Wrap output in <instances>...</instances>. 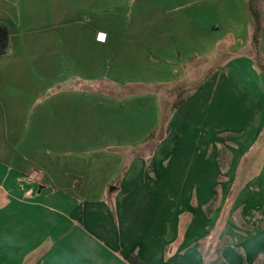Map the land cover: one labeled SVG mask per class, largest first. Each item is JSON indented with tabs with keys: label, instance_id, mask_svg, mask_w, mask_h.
<instances>
[{
	"label": "crops",
	"instance_id": "0c3cea01",
	"mask_svg": "<svg viewBox=\"0 0 264 264\" xmlns=\"http://www.w3.org/2000/svg\"><path fill=\"white\" fill-rule=\"evenodd\" d=\"M0 25L10 34L0 56V264H130L132 256L209 264L197 249L218 233L215 224L240 235L236 264H264V240L246 250L264 236V75L253 61L249 0H0ZM226 40L227 53L241 56L204 81L161 137L160 96L129 92L184 79L194 57L213 62ZM224 88L235 138L221 150L232 156L225 172L216 136L196 131L186 141L174 131L178 117L213 106ZM219 176L230 188L228 209L203 215L191 204H215ZM172 184L183 204L177 217L188 221L165 256L156 242L165 228L138 219L148 204L150 219L172 224ZM237 209L243 233L226 222ZM192 218L206 219L194 228Z\"/></svg>",
	"mask_w": 264,
	"mask_h": 264
},
{
	"label": "rangeland",
	"instance_id": "374dc122",
	"mask_svg": "<svg viewBox=\"0 0 264 264\" xmlns=\"http://www.w3.org/2000/svg\"><path fill=\"white\" fill-rule=\"evenodd\" d=\"M256 6H258V5H256ZM259 7L262 9V10H260V14H261V24H262V36H263V34H264V3H261L259 5ZM230 43H231V40H226V41L220 43L219 49L217 48L216 56L213 59V62L209 57L204 59V60H195L198 58L194 57L190 61V63L186 66V69H185L186 75L184 76V79L188 80V83H186V85L188 84V86H187V90L184 92V97H183V98H186L185 102H189L188 99H190V97H192V95H194L195 91L198 88H200V86L204 83L203 79L205 77H206V79L210 78L213 75L212 73L218 67H221L223 63H227L228 61H230L234 57L237 59L241 56V54L234 56V55H229V53H227L226 49ZM261 50H262V45L259 47V52H260L259 56H257L256 50H255V57H254L253 61L261 69V71L264 75L262 67L259 65V64L264 65V54L261 52ZM194 62H196L197 65ZM259 90L264 95V90L261 88ZM232 93L236 94L238 96V100L242 101V99L239 97V94L237 93V91H234ZM175 98H177L176 94L169 92L166 95V97L164 98V101H166V99H167V102H165L164 106H166L169 109L171 107L170 106L171 102H173L175 100ZM226 103H227V91H226V88H224V89H221L219 93H217L215 101L213 102V106H210V103L207 102L203 106V108L199 107V109H197L196 112H193V114L189 110L188 112L191 113L190 119H184L183 117H178L179 121L176 123V128L174 129V131H177L178 127H180L179 131L182 133V135L186 136V139H185L186 141L194 140V133L196 131H198V133L203 132V133H209L210 135L216 136L215 142H216V144L218 143L217 146L220 149L219 166H220V170L221 171L223 170V172H225L226 171L225 169L231 165L232 161L230 158H232V156H230V154L227 152V150H224V152L221 150L225 149L226 146L232 145L235 142L234 141V139H235L234 135H233V133H231L232 127L225 120L227 110H228L226 107ZM244 104L248 105V102H244ZM190 106L192 107L191 104H190ZM167 108H166V110H168ZM192 110H193V108H192ZM197 113H199V114H197ZM199 115H200V117L197 118V116H199ZM254 119H255V117H254ZM163 130H164V126H163V128L162 127L160 128V136L161 137H162ZM254 135H258V133H255ZM187 136H188V138H187ZM196 139H201V137L197 136ZM256 139H257V136L254 139H251L250 140L251 144ZM244 141H246V140H244ZM259 141H260V139L258 138L256 140L255 144H253L252 146H254V147L258 146ZM152 142H157V141L152 140ZM262 160H264V156L262 157ZM215 178H216V174L213 173V180H215ZM218 181H219V184H217L214 187V189L215 188L218 189V191H217L218 194L216 193V195L218 196V201L215 204L214 203L199 204L196 201H194L191 204L195 209L201 210V212H203V215H205V213H207V210L210 209L209 206H212L211 208H214L216 205L217 206L219 205V207L217 209L219 212H222V211L226 212V209H228V203L229 202L227 201V197H228L227 191L229 192V189H230V188H228L229 185H227L228 181L226 180V178H224V176H219ZM176 183H177V180H176ZM178 187H179L178 184L177 185L172 184L169 187L170 193L172 192L171 193L172 197L170 196V198H172L171 202H170V210H171V213L175 214V216H176L174 219L175 222L172 221V219L170 218V220L172 221V224H170V222H168L167 220L164 221V224H158L159 218H157V216L150 219V212L153 211V213H156V211L153 210V208H152L153 206H149L148 204H144V206L142 204V208H141V212L144 213L145 218H139L138 219V226L139 227H145V226H142V224L145 222L147 225L150 224V226H153V227L160 226L161 228H165V231H166L165 234L159 235V238L156 241V242H163V248H164L165 256L167 255L168 252H170V253L174 252L176 250L178 244L180 245L182 243L184 236L182 235V231H181V223H182V227L183 226L185 227V224L188 221V219L184 218V216L177 217V212H180L182 210V206H183L182 203H181L182 205H180V204L177 205L176 203H178V202H176V200L178 201V199H175L173 197V196H176L174 193H176V190L178 189ZM185 187H184V190H185ZM150 190L154 191V192L159 191L158 189L153 188V187L150 188ZM216 195H215V197H216ZM176 197L178 198V196H176ZM155 206H157V204H155ZM150 208H151V211L149 212ZM143 209H146V210L143 211ZM238 209H240V208H238ZM238 211H237L238 213H235L237 215V218H235L236 215H234L233 217H231L232 215H229V214L227 215V217L225 215L226 222H230L232 225V228L238 229L241 231V233H243V228L245 227V223H244V219L242 217V211L241 210H238ZM206 216L208 217V215H206ZM177 219H178V224L176 221ZM202 219L205 220L206 218H197V220H194V218H192V221H193L192 227L198 228L200 226V220H202ZM203 224L205 225V222ZM206 226H207V224L205 225V227ZM214 228H216L218 230L217 232L219 233V230H220L219 225L215 224ZM178 229H179V231H178ZM211 233H213V231ZM208 235L209 234L206 233L203 236L204 241L206 240ZM170 241H172V242H170ZM165 260H166V258H165ZM232 263L236 264L235 259L233 260Z\"/></svg>",
	"mask_w": 264,
	"mask_h": 264
},
{
	"label": "trees",
	"instance_id": "16d2710c",
	"mask_svg": "<svg viewBox=\"0 0 264 264\" xmlns=\"http://www.w3.org/2000/svg\"><path fill=\"white\" fill-rule=\"evenodd\" d=\"M250 2V14L252 18L253 23V34H252V42L255 47L257 56L260 55L259 47L261 43L262 38V24H261V14L260 11L257 9L256 6V0H249ZM10 48V34L8 31V28L5 25H0V56H3L7 54L8 50ZM262 67V70L264 72V65L259 64ZM206 80V77L203 79V81ZM202 81V82H203ZM186 83H188V80L182 79L176 83L173 84H161V85H142L140 86V89L137 88V86L133 87V89L129 93H136L141 91H152L154 93H157L160 96L161 99V105H162V128L165 127L169 121V118L174 114L176 110H178L181 105L185 102L186 98L184 97V92L187 90ZM175 93L176 97L175 102H171V107L168 109L165 105L164 98L168 93ZM172 97V96H171ZM168 104V103H167ZM166 108L168 110H166ZM155 137V134H152L149 139H153ZM130 264H145L140 259L136 257L130 258Z\"/></svg>",
	"mask_w": 264,
	"mask_h": 264
},
{
	"label": "clouds",
	"instance_id": "9594fccd",
	"mask_svg": "<svg viewBox=\"0 0 264 264\" xmlns=\"http://www.w3.org/2000/svg\"><path fill=\"white\" fill-rule=\"evenodd\" d=\"M261 240H264V236L249 240L246 250L255 248ZM240 243V235L234 230L231 233L221 230L220 233H209L197 252L201 261L207 257L209 264H232L236 256H239Z\"/></svg>",
	"mask_w": 264,
	"mask_h": 264
},
{
	"label": "snow or ice",
	"instance_id": "6c2138e0",
	"mask_svg": "<svg viewBox=\"0 0 264 264\" xmlns=\"http://www.w3.org/2000/svg\"><path fill=\"white\" fill-rule=\"evenodd\" d=\"M100 39H103V36L101 35Z\"/></svg>",
	"mask_w": 264,
	"mask_h": 264
},
{
	"label": "built area",
	"instance_id": "2783aa9c",
	"mask_svg": "<svg viewBox=\"0 0 264 264\" xmlns=\"http://www.w3.org/2000/svg\"><path fill=\"white\" fill-rule=\"evenodd\" d=\"M101 35V34H100ZM104 35V34H103Z\"/></svg>",
	"mask_w": 264,
	"mask_h": 264
}]
</instances>
